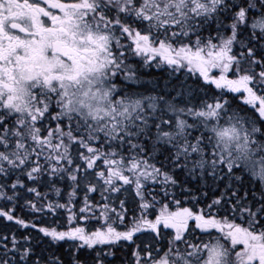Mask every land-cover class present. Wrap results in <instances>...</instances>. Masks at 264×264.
<instances>
[{
	"label": "snow or ice",
	"instance_id": "snow-or-ice-1",
	"mask_svg": "<svg viewBox=\"0 0 264 264\" xmlns=\"http://www.w3.org/2000/svg\"><path fill=\"white\" fill-rule=\"evenodd\" d=\"M0 264H264V0H0Z\"/></svg>",
	"mask_w": 264,
	"mask_h": 264
}]
</instances>
